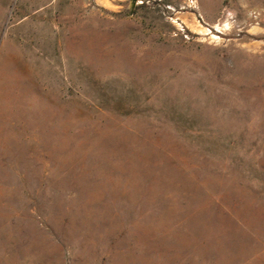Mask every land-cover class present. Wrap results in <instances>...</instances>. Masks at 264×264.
Masks as SVG:
<instances>
[{
    "label": "rangeland",
    "instance_id": "obj_1",
    "mask_svg": "<svg viewBox=\"0 0 264 264\" xmlns=\"http://www.w3.org/2000/svg\"><path fill=\"white\" fill-rule=\"evenodd\" d=\"M0 264H264V0H0Z\"/></svg>",
    "mask_w": 264,
    "mask_h": 264
},
{
    "label": "water",
    "instance_id": "obj_2",
    "mask_svg": "<svg viewBox=\"0 0 264 264\" xmlns=\"http://www.w3.org/2000/svg\"><path fill=\"white\" fill-rule=\"evenodd\" d=\"M136 2H137V0H131V8H132V10L135 9V7H136Z\"/></svg>",
    "mask_w": 264,
    "mask_h": 264
}]
</instances>
